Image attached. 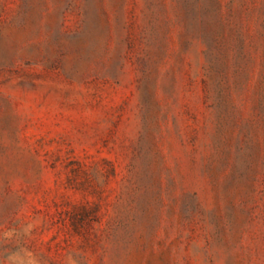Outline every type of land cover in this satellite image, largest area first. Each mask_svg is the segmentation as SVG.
I'll return each mask as SVG.
<instances>
[{
  "label": "rangeland",
  "instance_id": "rangeland-1",
  "mask_svg": "<svg viewBox=\"0 0 264 264\" xmlns=\"http://www.w3.org/2000/svg\"><path fill=\"white\" fill-rule=\"evenodd\" d=\"M0 264H264V0H0Z\"/></svg>",
  "mask_w": 264,
  "mask_h": 264
}]
</instances>
